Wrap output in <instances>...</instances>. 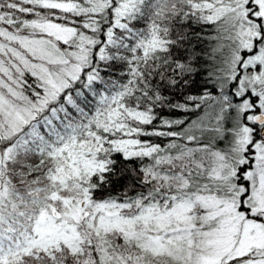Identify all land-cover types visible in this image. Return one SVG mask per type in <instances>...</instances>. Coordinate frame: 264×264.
I'll list each match as a JSON object with an SVG mask.
<instances>
[{"label":"snow or ice","instance_id":"1","mask_svg":"<svg viewBox=\"0 0 264 264\" xmlns=\"http://www.w3.org/2000/svg\"><path fill=\"white\" fill-rule=\"evenodd\" d=\"M0 264H264V0H0Z\"/></svg>","mask_w":264,"mask_h":264},{"label":"trees","instance_id":"2","mask_svg":"<svg viewBox=\"0 0 264 264\" xmlns=\"http://www.w3.org/2000/svg\"><path fill=\"white\" fill-rule=\"evenodd\" d=\"M173 115L180 116L181 114L180 113H174ZM192 118H195V117L193 116Z\"/></svg>","mask_w":264,"mask_h":264}]
</instances>
